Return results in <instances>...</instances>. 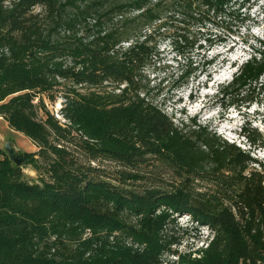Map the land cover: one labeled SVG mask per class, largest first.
Listing matches in <instances>:
<instances>
[{
	"label": "trees",
	"instance_id": "16d2710c",
	"mask_svg": "<svg viewBox=\"0 0 264 264\" xmlns=\"http://www.w3.org/2000/svg\"><path fill=\"white\" fill-rule=\"evenodd\" d=\"M249 1L0 0V117L37 147L24 165L41 177L26 181L0 148V264H264V162L252 156L264 132L245 121L242 149L195 119L176 125L145 76L162 39L179 89L210 77L205 45L241 38L247 59L217 96L264 105V35L240 36ZM59 95L64 124L45 101ZM73 147L120 169L104 177ZM149 163L173 179L143 174ZM182 217L206 231L185 253Z\"/></svg>",
	"mask_w": 264,
	"mask_h": 264
},
{
	"label": "rangeland",
	"instance_id": "374dc122",
	"mask_svg": "<svg viewBox=\"0 0 264 264\" xmlns=\"http://www.w3.org/2000/svg\"><path fill=\"white\" fill-rule=\"evenodd\" d=\"M244 12L247 19L240 31V36L243 38L246 35L258 37L264 35V0H250ZM231 41L234 43L216 45L210 49L204 46L205 57L214 59L209 69L210 77L204 76L199 83L191 82L179 89H174L179 58L172 50L169 39H162L157 45V56L145 69V76L150 84L149 100L160 107L176 125L180 121L187 122L192 118L199 124L208 125L223 139L235 143L242 149H250L246 140L240 136L241 126L248 120L252 127H257L259 131L264 132V105L233 107L228 106L217 96L219 86L230 81L236 66L247 59L241 38L235 37ZM203 54L204 52L201 51V55ZM45 101L54 117L64 124L65 121L59 111L63 101L62 97L59 95L54 103ZM73 135L76 139L78 138L75 132ZM7 143L12 145L19 157L37 151V147L26 137L11 130L5 120L0 117V148L6 154L4 146ZM73 151L74 159L78 163L100 168V173L104 177L114 175L120 169L117 164L109 161L88 162L80 149L73 147ZM252 153V156L264 162V151H253ZM154 166L157 165L149 163L144 166L143 174L149 175L157 171L165 180L173 179L170 171L155 169ZM22 174L23 178L29 182H39L41 178L30 165H22ZM178 227L180 229L175 230L174 234L179 240L180 252L195 250L206 243V231L191 227L187 218H180ZM166 260L168 264H176V257H168Z\"/></svg>",
	"mask_w": 264,
	"mask_h": 264
},
{
	"label": "water",
	"instance_id": "95a60500",
	"mask_svg": "<svg viewBox=\"0 0 264 264\" xmlns=\"http://www.w3.org/2000/svg\"><path fill=\"white\" fill-rule=\"evenodd\" d=\"M4 150L7 152L9 159L17 166H22L24 164L25 158L24 156L19 157L18 154L15 152V149L12 147L11 144L7 143L4 146Z\"/></svg>",
	"mask_w": 264,
	"mask_h": 264
}]
</instances>
